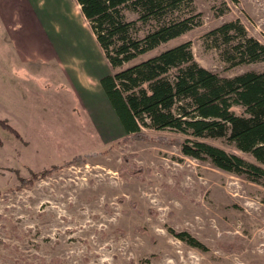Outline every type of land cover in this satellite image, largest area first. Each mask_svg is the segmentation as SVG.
I'll list each match as a JSON object with an SVG mask.
<instances>
[{"label":"rangeland","instance_id":"374dc122","mask_svg":"<svg viewBox=\"0 0 264 264\" xmlns=\"http://www.w3.org/2000/svg\"><path fill=\"white\" fill-rule=\"evenodd\" d=\"M23 1L0 0L16 24ZM30 1L54 21L49 45L69 49L74 76L70 84L54 62H26L19 85L0 80V119L21 135L0 127V264H264V181L184 155L176 132L127 136L99 81L114 69L80 5ZM182 10L201 22L135 62L190 41L195 59L222 76L264 71V61H226L207 37L239 20L264 42V0H192ZM8 33L0 21V53L11 47ZM208 141L245 155L226 139ZM52 165L59 168L20 181Z\"/></svg>","mask_w":264,"mask_h":264},{"label":"trees","instance_id":"16d2710c","mask_svg":"<svg viewBox=\"0 0 264 264\" xmlns=\"http://www.w3.org/2000/svg\"><path fill=\"white\" fill-rule=\"evenodd\" d=\"M76 2L114 69L100 83L127 136L153 139L144 128L176 132L185 136L180 140L184 155L255 182L264 181V71L222 76L195 59L190 41L135 62L201 22L194 21L199 14L183 13V6L192 0ZM207 37L232 64L264 61V42L250 35L239 20L212 29ZM0 127L21 138L7 120L0 119ZM209 139H226L248 156ZM57 168L52 165L32 172L20 181L32 182ZM170 232L205 248L187 231Z\"/></svg>","mask_w":264,"mask_h":264},{"label":"crops","instance_id":"0c3cea01","mask_svg":"<svg viewBox=\"0 0 264 264\" xmlns=\"http://www.w3.org/2000/svg\"><path fill=\"white\" fill-rule=\"evenodd\" d=\"M13 4H16V6H18V3H16V1H14ZM35 4L36 3H34V5ZM8 5L9 2L5 4H0V21L5 27L9 29L8 38L9 43L11 44V47L8 52L7 49H5L0 53V80L7 81L11 78L14 84L19 85L18 80L22 79L24 74L19 71L23 69L26 62L30 64L39 63L43 65H47L50 62H54L57 66L62 67L60 68V70L62 71L61 73L64 75V79L71 84L74 75H72L71 73V69L69 67L70 64H67L70 57L69 49L67 50L66 48L60 45H58L57 47L56 41L55 44H53L54 46L49 45L50 39L54 38V34L57 32L56 25L53 24L54 21L49 16V14L48 16H46L43 13L40 3L36 4L38 8L35 9L33 4H31L30 0H24L23 6L24 11H26V13L23 15V19L19 21L20 23L16 24L12 22L13 20L10 19V15L4 13L6 12V6ZM45 10L47 12V9ZM20 25H22V27L24 28L22 32L18 31ZM12 27H16L17 30H14ZM35 38L37 42L36 44L33 41L35 40ZM52 42L53 41H51V43ZM36 49H38V51H35ZM66 66L69 67L68 70ZM13 67L17 72H9V74H7L9 69H13ZM68 71L70 72L68 73ZM104 75H102L100 79ZM88 78H86V81L81 80L79 77L76 79H78L81 83H87ZM101 88L103 94L105 95L107 103H109L110 107L115 113L110 101L108 100L105 94L102 85Z\"/></svg>","mask_w":264,"mask_h":264},{"label":"bare ground","instance_id":"6f19581e","mask_svg":"<svg viewBox=\"0 0 264 264\" xmlns=\"http://www.w3.org/2000/svg\"><path fill=\"white\" fill-rule=\"evenodd\" d=\"M262 237V236H261ZM263 238V237H262ZM260 238H258V240H259Z\"/></svg>","mask_w":264,"mask_h":264}]
</instances>
